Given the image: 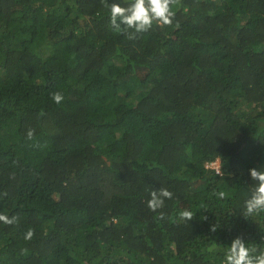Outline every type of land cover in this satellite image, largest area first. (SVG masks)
I'll return each instance as SVG.
<instances>
[{"label": "trees", "instance_id": "trees-1", "mask_svg": "<svg viewBox=\"0 0 264 264\" xmlns=\"http://www.w3.org/2000/svg\"><path fill=\"white\" fill-rule=\"evenodd\" d=\"M172 10L128 39L102 0H0V214L18 218L0 223V264H223L237 237L264 250V213L244 215L264 171V0ZM160 187L173 197L153 212Z\"/></svg>", "mask_w": 264, "mask_h": 264}, {"label": "clouds", "instance_id": "clouds-1", "mask_svg": "<svg viewBox=\"0 0 264 264\" xmlns=\"http://www.w3.org/2000/svg\"><path fill=\"white\" fill-rule=\"evenodd\" d=\"M105 7L110 10V23L112 27L126 35L128 39H134L136 34L147 32L156 22L161 25L170 26L175 18V12L172 6L178 3V0H129L126 6H121L119 3H108V0H102ZM119 21V22H118ZM121 25L124 27L121 28ZM50 98L57 104L64 100L63 93L55 91L50 93ZM40 115H43L41 113ZM34 129H29L26 133L28 139L34 136ZM218 165V162H216ZM219 167V166H218ZM221 174L220 170L217 173ZM250 177L256 184L252 188L251 196L244 203V215L252 216L259 213H264V171L255 168L249 170ZM7 195V193H4ZM215 195L223 198L224 193L219 192ZM173 193L166 187H160L158 190H151L150 199L147 201L149 210L155 212L163 208L166 199H172ZM195 213L191 210H182L179 216L182 220L191 221ZM163 219L161 213L158 217ZM18 222L16 216L9 217L5 214H0V223L12 225ZM212 231H215V226H212ZM35 235L33 229H28L24 235L25 240H31ZM256 247H249L242 238L233 239L230 247L225 254L223 264H264V250H259L257 253ZM27 249H22L21 254H26Z\"/></svg>", "mask_w": 264, "mask_h": 264}, {"label": "built area", "instance_id": "built-area-1", "mask_svg": "<svg viewBox=\"0 0 264 264\" xmlns=\"http://www.w3.org/2000/svg\"><path fill=\"white\" fill-rule=\"evenodd\" d=\"M213 165H214V162L210 163V166H208V165L207 166L210 167V168H213L214 167ZM214 169L216 170V172L218 171V168L215 167Z\"/></svg>", "mask_w": 264, "mask_h": 264}, {"label": "rangeland", "instance_id": "rangeland-1", "mask_svg": "<svg viewBox=\"0 0 264 264\" xmlns=\"http://www.w3.org/2000/svg\"><path fill=\"white\" fill-rule=\"evenodd\" d=\"M208 166H210V163L208 164ZM214 167H213V169L216 167V168H218V165H217V163L216 162H214V165H213Z\"/></svg>", "mask_w": 264, "mask_h": 264}]
</instances>
